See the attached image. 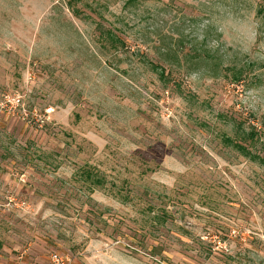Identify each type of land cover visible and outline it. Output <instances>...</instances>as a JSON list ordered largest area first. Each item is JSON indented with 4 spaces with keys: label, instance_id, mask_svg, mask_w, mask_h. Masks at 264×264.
<instances>
[{
    "label": "rangeland",
    "instance_id": "1",
    "mask_svg": "<svg viewBox=\"0 0 264 264\" xmlns=\"http://www.w3.org/2000/svg\"><path fill=\"white\" fill-rule=\"evenodd\" d=\"M52 253L264 264V0H0V264Z\"/></svg>",
    "mask_w": 264,
    "mask_h": 264
},
{
    "label": "trees",
    "instance_id": "2",
    "mask_svg": "<svg viewBox=\"0 0 264 264\" xmlns=\"http://www.w3.org/2000/svg\"><path fill=\"white\" fill-rule=\"evenodd\" d=\"M100 35H102V33H99ZM106 38L109 39L110 43H114V40H116L115 35L111 32L108 31L107 33H105ZM178 41H182V39L180 38ZM200 49L198 52L196 47H193V51L194 54L193 57L195 58V60H198L200 64H202L205 68V70H207V72H211V75L214 76L216 74V72H218V69L220 67V61L216 58V53L211 52L208 47H207V43L204 39H202L200 41ZM171 49L169 47L164 48V53L165 55H169L170 54ZM197 52V53H196ZM174 55H176V52H173ZM150 66L153 69H160V73H163L162 70V66L156 63H152L151 61H149ZM231 144L234 145L236 147V149H238L241 153L243 154H249V150H247L245 147H243L240 143H235L233 141H231ZM251 153V152H250ZM89 177H91V173H87ZM92 180V182H96L99 183L100 180L98 177L94 176V178L90 179Z\"/></svg>",
    "mask_w": 264,
    "mask_h": 264
},
{
    "label": "built area",
    "instance_id": "3",
    "mask_svg": "<svg viewBox=\"0 0 264 264\" xmlns=\"http://www.w3.org/2000/svg\"><path fill=\"white\" fill-rule=\"evenodd\" d=\"M50 260L52 264H67L68 259L64 258L58 253H52L50 255Z\"/></svg>",
    "mask_w": 264,
    "mask_h": 264
}]
</instances>
